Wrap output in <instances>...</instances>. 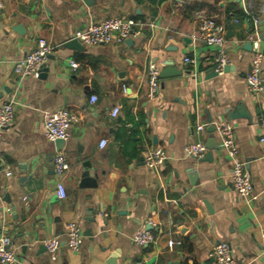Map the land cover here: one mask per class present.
Instances as JSON below:
<instances>
[{
	"label": "crops",
	"instance_id": "obj_1",
	"mask_svg": "<svg viewBox=\"0 0 264 264\" xmlns=\"http://www.w3.org/2000/svg\"><path fill=\"white\" fill-rule=\"evenodd\" d=\"M1 1L0 102L14 99L16 115L0 137V233L11 237L17 264H108L116 250V264H218L210 251L219 241L229 242L243 264H264V91L248 89L253 25L243 9L246 2L260 19L264 82V0ZM208 16L224 25L233 66L218 75L215 50L200 38L201 21ZM111 17L140 21V34L122 43L84 45L83 50L65 46L78 30ZM40 38L57 50L40 77L21 81L15 65L36 49ZM150 61L161 74L169 68L181 71L160 76L154 96L149 95ZM115 106L120 110L112 116ZM62 107L77 112L80 120L58 151L46 138L43 116ZM228 113L236 117L228 119ZM215 121L234 128L239 157L258 195L253 202L234 190L232 163L217 132L208 131L209 125L197 131L199 124ZM211 138L218 149L207 148L203 159L212 152V160L185 154L187 144L206 145ZM156 147L168 159L150 169L144 155ZM57 152L70 163L62 177L65 198L56 189ZM85 162L98 173L91 179L95 186L83 185ZM190 167L198 171L195 185ZM71 222L85 235L79 252L66 245ZM148 225L157 242L140 246L133 235ZM168 232L182 245L170 249ZM53 236L63 242L55 260L44 245Z\"/></svg>",
	"mask_w": 264,
	"mask_h": 264
},
{
	"label": "built area",
	"instance_id": "obj_2",
	"mask_svg": "<svg viewBox=\"0 0 264 264\" xmlns=\"http://www.w3.org/2000/svg\"><path fill=\"white\" fill-rule=\"evenodd\" d=\"M1 6L2 1L0 0V7ZM243 9L246 14V19L253 25V31L250 35L253 52L251 68L247 74L248 89L252 94H261L264 91V82L261 76L263 51L261 49L259 37L260 19L257 13L251 10L246 2L243 3ZM236 21L238 22L239 20ZM140 25L141 22L134 19L111 17L93 22L87 28L78 30L74 38L86 46L105 45L114 42L122 43L132 35L140 34L138 28ZM199 29L200 38L204 40L207 46L215 50L214 64L216 72L222 73L225 66L231 63L225 50L226 29L224 25L219 23L214 17L208 16L202 19ZM56 50L57 48L52 46L45 38H40L37 42L36 49L27 54L15 65V73L19 80L22 81L29 76L40 77L49 55L56 52ZM185 62L195 65L196 60L186 57ZM70 64L73 68L79 66V63L74 59L70 60ZM160 73V66L154 61H150L148 67V83L151 89L149 91L150 96H154L159 90ZM96 100L97 97L93 96L92 101L95 102ZM119 110V106H115L112 110V116H116ZM15 115L14 99L0 102V137L6 128L15 123ZM43 117L45 135L51 142H55L57 139L67 140L70 135L71 126L80 120V116L77 112L66 107L58 108L54 111H47L44 113ZM210 124L215 127V131L220 138V146L231 160V181L234 190L247 202L255 201L258 195L255 193L251 175L245 169L244 162L239 157L236 136L232 124L225 121L202 123L198 125L197 131H204ZM260 141L264 147V136L260 138ZM106 144L107 140L104 139L101 141L100 147L103 148ZM184 151L187 156L200 159L205 156L207 146L204 142H193L187 144ZM167 159L168 155L162 147L149 149L144 155L145 164L150 169H157L164 166ZM69 169L70 163L66 156L62 152H57L54 157V171L59 179L56 184V189L60 198H65L67 196L62 177ZM6 175L12 176V171L7 170ZM168 233L170 235L168 239V247L170 249L182 245V240L171 236V232ZM84 236L81 226L75 222L69 223L66 229V245L68 249L72 252H79ZM157 238L158 237L152 230L146 228L137 230L133 235V241L140 246L155 243L157 242ZM260 242L264 252V227L260 231ZM62 244L63 242L58 236L48 237V239L44 241V245L52 260L57 258ZM210 257L218 264H243L235 256L231 244L227 241L215 243L211 248ZM17 263V255L11 248V237L7 233H0V264Z\"/></svg>",
	"mask_w": 264,
	"mask_h": 264
},
{
	"label": "water",
	"instance_id": "obj_3",
	"mask_svg": "<svg viewBox=\"0 0 264 264\" xmlns=\"http://www.w3.org/2000/svg\"><path fill=\"white\" fill-rule=\"evenodd\" d=\"M66 47L68 48H71L72 50L75 49V50H83L85 47L84 45L77 39H72L70 41H68L66 44H65ZM248 46H249V50H252V43L251 42H248ZM166 65L169 67H172L174 65L173 62H166ZM233 66L232 65H226L225 68H224V71H228L230 69H232ZM44 70V68H43ZM43 72V71H42ZM167 73H172L173 75H178L181 73V71L179 70H176V69H172V68H169V69H165V71L162 72V74L160 73V76H167L168 74ZM219 73L215 71V75H218ZM241 116H247L248 118H250L249 115L247 114H239ZM228 119H231V118H234L236 117V114H229L227 115ZM208 131L210 132H214L215 131V127L210 124L209 127H208ZM55 145H56V148L58 151H60L64 145H65V140L63 139H57L55 140ZM207 148L209 149H213V150H216L218 149V144L216 142V139L215 138H211L209 140V142L206 144ZM212 152H208L207 156L203 159L201 158L200 160L201 161H204V160H212ZM91 162H85L84 163V166L87 167L86 169H84L82 171V177L83 178H87L83 181V185H87V184H91V185H96V182L94 180H91V179H97L98 178V173L95 169H93L91 167ZM188 173H189V178H190V182L191 184L195 185L196 181H197V178H198V171L195 170V168L193 167H190L189 170H188ZM147 229L149 230H152V226L151 225H148L147 226ZM87 234L91 235L92 232L91 230H88ZM120 254V250H116V252H114L107 260V263L108 264H116V261H117V258H118V255ZM173 264V263H172ZM174 264H179L178 262L177 263H174Z\"/></svg>",
	"mask_w": 264,
	"mask_h": 264
}]
</instances>
